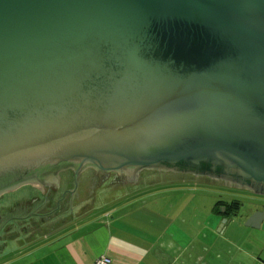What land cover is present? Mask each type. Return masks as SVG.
I'll list each match as a JSON object with an SVG mask.
<instances>
[{
  "label": "water",
  "instance_id": "95a60500",
  "mask_svg": "<svg viewBox=\"0 0 264 264\" xmlns=\"http://www.w3.org/2000/svg\"><path fill=\"white\" fill-rule=\"evenodd\" d=\"M68 169L264 184V0H0V196Z\"/></svg>",
  "mask_w": 264,
  "mask_h": 264
},
{
  "label": "crops",
  "instance_id": "0c3cea01",
  "mask_svg": "<svg viewBox=\"0 0 264 264\" xmlns=\"http://www.w3.org/2000/svg\"><path fill=\"white\" fill-rule=\"evenodd\" d=\"M132 206L133 203L120 206L115 209V215H112L111 211H105L103 215L91 219L88 218L89 211L85 212L86 217L85 215L78 218L54 216L45 220L46 232L42 233L15 235L17 227L14 226L6 234V236L13 234V237L5 236L0 240V264H96V260L100 257L108 258V264H243L244 260H249L252 264H264V244L260 246L261 250H258L257 254L251 253L242 243L243 236H235L236 223L242 228L249 216L254 213H264V207L260 204L256 205L255 210L248 213L242 222L238 219L240 214L238 208L237 213L229 217L225 224L220 223L222 218L215 214L214 208H204L210 211L209 216H213L206 226L210 230L219 229L216 235L207 238L208 243L214 246L211 250L206 247L204 253L196 242L197 238L190 234V240H187L183 234L176 236L175 233L173 240H165L161 235L147 232L148 226L151 225L147 223L148 221L130 216L133 213L131 210L138 209L142 214L143 208L130 209ZM50 207L54 209V203L43 210H48ZM27 208L32 209L31 212L34 210L32 206ZM196 213L197 210L192 215L190 225L197 218ZM24 214L22 213V216ZM34 220L40 221L37 218ZM133 221L138 224H133ZM7 222L1 225L4 226ZM138 225L140 227L136 228ZM246 227L263 229L264 217L257 226ZM228 232L232 234L227 235ZM247 235V241L262 240L259 235L254 238L249 233ZM246 238L244 237V240ZM223 244L234 245L238 252L231 253L229 258L225 257Z\"/></svg>",
  "mask_w": 264,
  "mask_h": 264
},
{
  "label": "rangeland",
  "instance_id": "374dc122",
  "mask_svg": "<svg viewBox=\"0 0 264 264\" xmlns=\"http://www.w3.org/2000/svg\"><path fill=\"white\" fill-rule=\"evenodd\" d=\"M168 173L170 172L143 170L138 180L134 183L121 182L119 184H111L109 183L110 179L102 181V179L98 180L97 178L91 183L90 188H87L86 191L85 189L83 190V202L80 204L78 212L84 216L85 212L89 211V214H87L88 218L91 219L98 215H103L105 211H111L110 213L115 215V209L117 207L133 203L130 209L142 207L144 212L141 214L138 209H134L131 210L133 213L130 216L148 221L147 223L151 225L148 226L149 229L146 230L147 232L157 234L158 236L161 235L165 240H173L174 233L176 236L177 234H183V236L187 237V240H190V234L194 236L195 239L197 238L196 242L198 246H201V252L204 253L206 247L209 250L213 248L214 244L211 246L208 243V239L216 235L219 230L218 228L216 231L210 230L209 227L206 226L213 216H209L210 211L204 208H215L217 201L222 200L224 202H230L231 199L239 197L241 201H248L247 203L241 204L239 207L240 214L238 219L242 222L248 213L255 210L257 205V203L251 202L249 197L264 198V196L252 194L245 190H239V188L235 189L230 186L216 185L222 182L214 179L207 180L208 178L202 177L194 178L193 176L191 177L188 176V174L180 172H173L171 173L172 175ZM88 174L91 175L92 172L88 170L82 174L81 181L84 184H86V177ZM33 185L34 186L25 185L22 189L8 193L0 198V217L2 224L8 221L11 216L12 208L16 203H26L34 197H38L41 202L43 195L39 192L38 188H35L39 187V185ZM79 188L82 190L81 187ZM33 207V212L40 213V211H44L41 205L37 203ZM83 208H88L89 210L84 209L82 211ZM196 210L197 218L194 219L193 224L190 225V220ZM219 210L221 209L219 208ZM86 216L87 215H85V217ZM184 220L186 221L185 224ZM222 220L223 219L220 220V223ZM132 223L134 224L136 222L133 221ZM8 224L9 222L4 226ZM139 227L140 225L136 228ZM235 229L236 237L243 236L242 243L245 249L251 253L255 252L256 254L258 250H261L260 246L264 244V228L261 230L249 229L245 226L244 222L242 228H240L239 223H236ZM45 230L46 228L42 232H46ZM247 233L251 234L250 236L253 238L259 235L262 239L261 242L247 241ZM228 234L232 233L228 232L227 235ZM244 237H247L246 240H244ZM223 247H225L223 255L227 258H229L231 253L238 252L234 245L226 246L223 244ZM243 264H252V262L244 260Z\"/></svg>",
  "mask_w": 264,
  "mask_h": 264
},
{
  "label": "flooded vegetation",
  "instance_id": "af4514ba",
  "mask_svg": "<svg viewBox=\"0 0 264 264\" xmlns=\"http://www.w3.org/2000/svg\"><path fill=\"white\" fill-rule=\"evenodd\" d=\"M92 172V174H88L86 177V185L81 181L82 174L86 171ZM170 172V171H168ZM174 171H171L173 173ZM181 173V172H180ZM141 172L138 175H135L134 173H129V174H117V173H109V172H96L92 169H87L83 171L77 182V186L74 187V174L73 170L68 169L64 171L57 172L54 170H49L46 172H43V174H40L38 178L37 184L39 187L38 188L39 192L43 195V199L41 202L39 201L38 197H34L31 199L29 202L26 203H16L11 211V216L8 219L10 222L9 225L2 226L1 225V217H0V240L8 234V232L15 227H17V232L16 234H30V232H42L46 227L45 225V220L50 219L51 217L54 216H60L64 215L63 218L65 217H80L81 214L78 212V209L80 207V204H82V192L79 187L85 185V188H90L91 183L95 181L97 178L103 180H109V183L111 184H119L121 182L125 183H134L138 178L140 177ZM188 176H193L194 178H208L207 180H211L212 178L207 177V176H195L188 174ZM216 181H221L222 183H217L216 185H221V186H230L232 188L238 189L239 190H245L247 192H250L252 194L258 195L257 192H264V184H257V188L254 189L253 185L245 186V185H235V184H228L225 182V180H216ZM105 182V181H104ZM34 186V185H32ZM24 187V186H22ZM22 187H19L15 190H12L10 192L4 193L3 195L0 196V198L4 197L6 194L11 193V192H16L19 189H22ZM81 188H84L81 187ZM84 188V189H85ZM85 189V190H86ZM260 196H264V194H259ZM86 197V196H85ZM233 198V197H231ZM250 201L254 200L257 205L260 204V206L264 207V198H252L249 197ZM240 201L239 197L233 198L230 200V202H225L221 200L224 204L220 207L221 210L218 209L219 213L226 215L231 214L234 215L231 211V208L229 209L226 204L229 206L233 201ZM252 202V201H251ZM41 205V208H45L46 206H50V204L54 203V209L48 208V210L40 211V213L36 212H31L32 209L27 208V206H34L35 204ZM34 204V205H32ZM19 208V209H18ZM24 209V210H23ZM41 209V210H42ZM31 212V213H30ZM22 213H25L24 216H22ZM220 215V214H219ZM221 216V215H220ZM35 218L40 219V221L34 220ZM26 223H24V222ZM6 237L12 238L13 234L7 235Z\"/></svg>",
  "mask_w": 264,
  "mask_h": 264
},
{
  "label": "trees",
  "instance_id": "16d2710c",
  "mask_svg": "<svg viewBox=\"0 0 264 264\" xmlns=\"http://www.w3.org/2000/svg\"><path fill=\"white\" fill-rule=\"evenodd\" d=\"M85 185H86V184H85ZM85 185L82 184V186H80V187H83V186H84V188H85ZM84 188H82V190H84ZM85 189H86V188H85ZM86 190H87V189H86ZM86 190H85V191H86ZM251 201H252V200H251ZM247 202H248V201H246V200H245V201H244V200H243V201H241V200H240V201H237V200H236V201H233V202L231 203L230 206H229L228 204H226V205H227V207H228L229 209L231 208L232 213L235 215V214L237 213L236 210H238V208L240 207V205H241V204H244V203H247ZM252 202H254V201H252ZM224 203H225V202H224ZM224 203L221 202V201H217L216 204H215L216 206H215V208H214V212H215V214H216L217 216H219L220 218H222V219H223V218H227V219H228V218L230 217L231 214H228V213H227L226 215H224V214L219 213V211H218V209H219ZM216 209H217V210H216ZM233 210H234V211H233ZM219 214H220L221 216H220ZM1 221H2V220H1Z\"/></svg>",
  "mask_w": 264,
  "mask_h": 264
},
{
  "label": "built area",
  "instance_id": "2783aa9c",
  "mask_svg": "<svg viewBox=\"0 0 264 264\" xmlns=\"http://www.w3.org/2000/svg\"><path fill=\"white\" fill-rule=\"evenodd\" d=\"M109 259L106 257H100L98 260H96V264H108Z\"/></svg>",
  "mask_w": 264,
  "mask_h": 264
}]
</instances>
